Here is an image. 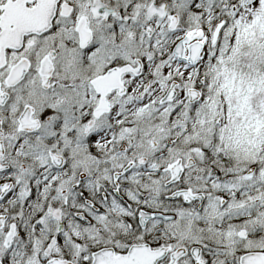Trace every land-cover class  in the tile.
Here are the masks:
<instances>
[{"label":"snow or ice","instance_id":"obj_1","mask_svg":"<svg viewBox=\"0 0 264 264\" xmlns=\"http://www.w3.org/2000/svg\"><path fill=\"white\" fill-rule=\"evenodd\" d=\"M0 264H264V0H0Z\"/></svg>","mask_w":264,"mask_h":264}]
</instances>
